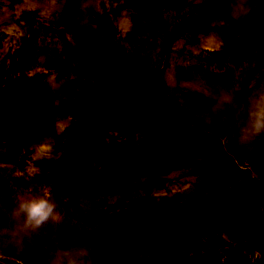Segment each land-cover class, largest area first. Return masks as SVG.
Returning <instances> with one entry per match:
<instances>
[{"label": "rangeland", "instance_id": "rangeland-1", "mask_svg": "<svg viewBox=\"0 0 264 264\" xmlns=\"http://www.w3.org/2000/svg\"><path fill=\"white\" fill-rule=\"evenodd\" d=\"M76 4L0 0V219L21 193L63 218L0 262L74 237L97 264H264V140L193 128L207 87L264 83V13L242 32L227 0H97L81 28Z\"/></svg>", "mask_w": 264, "mask_h": 264}, {"label": "clouds", "instance_id": "clouds-1", "mask_svg": "<svg viewBox=\"0 0 264 264\" xmlns=\"http://www.w3.org/2000/svg\"><path fill=\"white\" fill-rule=\"evenodd\" d=\"M225 24L234 22L242 32L257 13H264L261 0H227ZM97 7V0H77L79 26L86 28L88 18ZM238 83L207 87L203 94L209 101L193 126L197 134L224 132L225 139L236 149L251 151L264 140V83L248 84L241 100ZM7 149V148H6ZM63 218L54 198L43 193L18 194L0 219V247L23 254L36 246V238L46 226L58 229ZM144 257L141 255L140 257ZM45 264H97L95 249L76 238L57 242L49 251Z\"/></svg>", "mask_w": 264, "mask_h": 264}, {"label": "water", "instance_id": "water-1", "mask_svg": "<svg viewBox=\"0 0 264 264\" xmlns=\"http://www.w3.org/2000/svg\"><path fill=\"white\" fill-rule=\"evenodd\" d=\"M114 1H116V0H114ZM0 264H6V263L0 262Z\"/></svg>", "mask_w": 264, "mask_h": 264}]
</instances>
